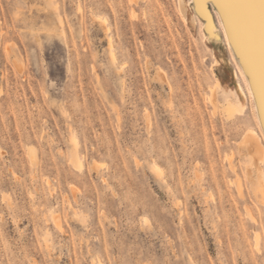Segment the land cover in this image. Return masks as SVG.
<instances>
[{"label": "rangeland", "instance_id": "1", "mask_svg": "<svg viewBox=\"0 0 264 264\" xmlns=\"http://www.w3.org/2000/svg\"><path fill=\"white\" fill-rule=\"evenodd\" d=\"M129 1L0 0V264H264L235 40L208 1L217 41L178 0Z\"/></svg>", "mask_w": 264, "mask_h": 264}, {"label": "bare ground", "instance_id": "2", "mask_svg": "<svg viewBox=\"0 0 264 264\" xmlns=\"http://www.w3.org/2000/svg\"><path fill=\"white\" fill-rule=\"evenodd\" d=\"M130 1L136 2V0ZM206 1L210 2L220 14L222 19V26L226 34L235 40V43L240 51L241 68L249 79V83L251 86V96L257 108L256 118H258V121L264 128V103H262V94H264V0H198V8L194 7L190 1L186 2V0H178V8L181 18L188 23L192 22L193 24H198L195 9L201 11L207 16L206 22L203 23L205 29L204 37L209 40L217 41L221 39L220 27L213 19L210 10L207 8ZM130 4L132 5V3ZM132 7L130 8V10H132ZM190 7H192L193 9V11H191V14ZM135 11L133 10V12ZM111 39H113L112 36L110 37V45H112L111 43H113ZM112 56L113 59L116 57L115 52L112 53ZM216 64L222 65L221 59H217ZM237 74L238 73L234 70L233 76L236 77L235 87L238 94L240 95L239 90L244 92H246V90L239 79H237ZM210 99L215 105L214 107H216L217 104L215 97L210 96ZM240 99L242 102H244L241 95ZM238 105L240 104H235L231 99L227 103H225L224 111L226 115L232 116L236 111L239 110L241 113V107H239ZM243 106L245 107V105ZM250 132L251 130L249 131V133ZM252 132L257 133L255 132L254 128H252ZM71 140L76 143V138L74 136L71 137ZM243 143L246 144L247 148L249 149L256 148L259 149V151H263V147L261 146L259 139L254 134L245 139ZM73 164L81 170L83 162L81 160L79 161L77 159H73ZM250 164L252 166L255 165V167L259 166L253 161H251ZM153 168L158 171L159 167L156 163H154ZM159 170L161 171V168H159ZM249 170L252 171L251 166L249 167ZM238 190L239 192L241 191L240 187L238 188ZM258 190L261 192V200L262 202H264V187ZM53 218L55 220V224L59 228H61L62 225L59 217L57 215H53ZM255 242L256 245H259L260 241L258 234H256Z\"/></svg>", "mask_w": 264, "mask_h": 264}, {"label": "snow or ice", "instance_id": "3", "mask_svg": "<svg viewBox=\"0 0 264 264\" xmlns=\"http://www.w3.org/2000/svg\"><path fill=\"white\" fill-rule=\"evenodd\" d=\"M262 103H264V94H262Z\"/></svg>", "mask_w": 264, "mask_h": 264}]
</instances>
